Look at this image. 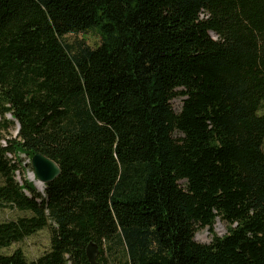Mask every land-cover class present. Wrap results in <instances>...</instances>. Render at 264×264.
Segmentation results:
<instances>
[{
    "label": "trees",
    "instance_id": "obj_1",
    "mask_svg": "<svg viewBox=\"0 0 264 264\" xmlns=\"http://www.w3.org/2000/svg\"><path fill=\"white\" fill-rule=\"evenodd\" d=\"M263 104L264 0H0V264H264Z\"/></svg>",
    "mask_w": 264,
    "mask_h": 264
},
{
    "label": "rangeland",
    "instance_id": "obj_2",
    "mask_svg": "<svg viewBox=\"0 0 264 264\" xmlns=\"http://www.w3.org/2000/svg\"><path fill=\"white\" fill-rule=\"evenodd\" d=\"M63 39L72 45L77 46L78 44L82 43L84 45H88L91 48H94L100 44V36L94 31L90 30L87 32L82 33H69L66 34ZM171 107L175 112H178L180 110V107L182 105V98L179 96H175L170 101ZM259 113H264V104L261 107ZM15 134V131H14ZM178 134H175V137H177ZM264 148V143H263ZM19 159L22 160V166H26L27 163H30V159L26 157L24 154L19 155ZM28 173L29 170L25 173H20L19 171H16V179L19 182H22V179H28ZM19 213L15 211H11L9 209H0V222L15 218ZM213 232L217 236H222L226 233V224L221 222L220 220H217L213 227ZM194 239L197 242L200 243H210L211 241V234L209 233V230L207 227L205 228H197L195 231ZM50 246V234L48 229H42L38 231L37 233L28 236L24 238L20 242H15L11 244L8 247L1 248L0 253L3 254H10L16 249H21V251L24 253L27 259H35L39 255H41L43 252L49 249ZM103 249L106 252L107 257H111V253L113 252V247L109 248L107 244L103 245Z\"/></svg>",
    "mask_w": 264,
    "mask_h": 264
},
{
    "label": "water",
    "instance_id": "obj_3",
    "mask_svg": "<svg viewBox=\"0 0 264 264\" xmlns=\"http://www.w3.org/2000/svg\"><path fill=\"white\" fill-rule=\"evenodd\" d=\"M17 132L18 127L15 134ZM30 165L34 175L45 184L53 181L60 173V168L55 161L38 151L31 157ZM98 253L99 249L97 244L90 241L86 247V255L90 264H99L97 261Z\"/></svg>",
    "mask_w": 264,
    "mask_h": 264
},
{
    "label": "bare ground",
    "instance_id": "obj_4",
    "mask_svg": "<svg viewBox=\"0 0 264 264\" xmlns=\"http://www.w3.org/2000/svg\"><path fill=\"white\" fill-rule=\"evenodd\" d=\"M27 176H28V179L34 183V185L36 186V188H37L39 191H41V192L44 191V189H45V183H43L40 179H38V178L34 175L33 171H29V173H28Z\"/></svg>",
    "mask_w": 264,
    "mask_h": 264
}]
</instances>
